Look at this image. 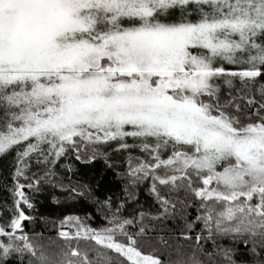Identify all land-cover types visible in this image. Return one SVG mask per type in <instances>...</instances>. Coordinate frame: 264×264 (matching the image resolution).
Returning a JSON list of instances; mask_svg holds the SVG:
<instances>
[{
    "label": "snow or ice",
    "instance_id": "snow-or-ice-1",
    "mask_svg": "<svg viewBox=\"0 0 264 264\" xmlns=\"http://www.w3.org/2000/svg\"><path fill=\"white\" fill-rule=\"evenodd\" d=\"M222 63L241 70L226 71ZM234 77L264 79V0H0V154L23 148L18 161L39 153L38 162L55 164L66 145L80 159L77 139L94 155L110 141L140 139L154 162L141 161L128 175L133 183L151 177L160 205L153 219L177 218L176 203L157 182L170 193L185 192L177 196L181 235L192 240L199 227L194 247L205 257L193 264H264V103L258 121L226 112L213 81L231 86ZM169 148L162 158L161 149ZM23 174L18 166L16 177ZM22 187L16 195L23 198ZM17 211L0 227V257L113 264L97 249L90 250L98 253L95 261L76 248L50 257L23 234L27 217ZM144 218L143 212L139 220L115 215L99 231L59 235L95 241L128 264H164L138 247L137 237L149 231Z\"/></svg>",
    "mask_w": 264,
    "mask_h": 264
},
{
    "label": "trees",
    "instance_id": "trees-1",
    "mask_svg": "<svg viewBox=\"0 0 264 264\" xmlns=\"http://www.w3.org/2000/svg\"><path fill=\"white\" fill-rule=\"evenodd\" d=\"M235 82L234 89L227 93L228 96L233 95L232 99L227 98L228 102L221 103L227 105L225 111L236 114L237 103L241 110L237 115L241 120L248 122L251 117L252 120L258 121L256 111L260 104L264 103V97L261 95L264 79L257 78L255 83H246L238 78ZM244 96H250L255 103L249 105ZM260 115H264V111ZM43 149L47 153L48 148ZM17 151H23V148L0 154V227H7L10 221L18 216L19 208L27 217L21 222L23 234L29 237L38 250L42 249L50 257L58 259L62 253L76 248L81 252H88L89 258L95 261L98 253L90 250L97 249L99 253L106 251L108 256L112 257L113 264H118V261L128 264L119 254L103 249L102 246L96 245L95 241L81 236L69 242L59 233L71 228L77 231L81 227L99 231L110 227L109 220L115 215L139 220L140 213L143 212L144 226L149 231L143 236H138L137 240L138 247L144 254L155 253L164 259V264H193L195 259L205 260L194 247L199 227L190 233L192 240H185L181 235L183 221L179 220V216L182 206L177 196L184 199L185 192L182 190L179 193H170L157 182L160 194L176 203L177 218L153 219L160 215V205L150 192L148 179L133 183L132 177L128 175L129 167L135 164L133 162H137L135 158L127 165L129 158L135 156L133 153L111 161L99 151L94 155L91 148L92 157L80 156V159H77L76 149L66 145V151L55 164H46L38 162L43 161V156L39 153H33L20 162L17 159ZM18 166L23 169L24 174L16 177ZM45 172L54 175L41 179ZM30 184L32 187H28ZM17 185H23L20 189L23 198L16 195ZM73 188L83 195H76L71 191ZM25 198L27 203L24 202ZM17 201H20L19 205ZM28 204H31V207H28ZM188 212L194 214V209L190 208ZM70 217L76 219L69 220ZM188 218L191 219L192 216ZM76 231L71 236L74 237ZM128 231L135 233L138 228L129 226ZM160 237H163L167 244H162ZM116 239L124 242V237L117 236ZM205 247L210 250L209 245ZM0 264H29V256L25 254L22 259L20 254L12 253L7 259L0 257Z\"/></svg>",
    "mask_w": 264,
    "mask_h": 264
},
{
    "label": "rangeland",
    "instance_id": "rangeland-1",
    "mask_svg": "<svg viewBox=\"0 0 264 264\" xmlns=\"http://www.w3.org/2000/svg\"><path fill=\"white\" fill-rule=\"evenodd\" d=\"M177 16H179V12H177ZM221 66V65H218ZM222 66L226 69V71H239L241 70L240 66L238 65H229L227 63H222ZM239 77H234V78H230L232 80V84L231 86L225 84L224 79L222 78H217L213 81L214 84L218 85L220 88V102L224 103L225 101L228 102L229 100L227 98L232 99L233 95L228 96L227 93L231 92V90H233L234 86H235V81L236 79H238ZM239 80H241L239 78ZM240 91V90H239ZM245 97V96H244ZM251 99L253 100V98H251L250 96L245 97V101L246 103H248V100ZM236 105H238L236 103ZM236 109V108H235ZM234 115H237L234 114ZM77 143L80 145L79 147V154L82 157H92L93 154H91L90 149L92 148V146L86 145L84 143H81L78 139H77ZM120 143H126L129 147L127 148H120ZM142 141L140 139H134L132 137H126L124 141L121 142H117V141H110L107 145H100L99 147V152L102 153L101 155H104L105 158L107 159L106 156H108V160H113V159H121V157H123L124 155L128 154V153H133V157L129 158V160L127 161V165H130L135 158H137V162H133L135 163L134 165L131 166V168H135L141 161H148V162H154L151 160V154L150 151L146 152V151H142L141 150V145ZM150 143L154 144V141H150ZM26 147V145H25ZM44 148H48V146L46 147V145L42 146ZM66 147V146H65ZM89 147V148H88ZM47 150V149H45ZM133 150H139L140 152H131ZM48 151V150H47ZM98 153V152H97ZM171 153V149H167V150H163L161 149V156L162 158H167V155H169ZM142 154V155H141ZM130 171V167L128 169V172ZM163 169L160 170V174H163ZM149 181V184L152 186L153 181L151 180V177L147 178ZM145 179V180H147ZM142 180V181H145ZM67 232L70 235L75 232L76 230L74 228H71L70 230H61L60 232Z\"/></svg>",
    "mask_w": 264,
    "mask_h": 264
}]
</instances>
